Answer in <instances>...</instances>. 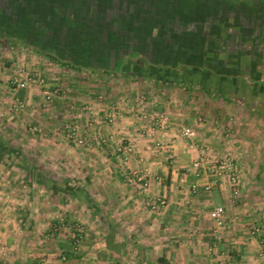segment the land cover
Here are the masks:
<instances>
[{"label": "crops", "instance_id": "1", "mask_svg": "<svg viewBox=\"0 0 264 264\" xmlns=\"http://www.w3.org/2000/svg\"><path fill=\"white\" fill-rule=\"evenodd\" d=\"M44 1L47 3L48 0ZM56 1L47 3L49 5L47 8L49 7L51 11L46 14L42 11L41 0H0V17H7L9 20L15 17L16 20L17 18L25 20L28 17L29 24L32 23L31 26H33L31 28L38 34L34 36L49 35V29L57 31L56 37H52L55 38L52 49L58 48V42L63 41L68 32L70 36L76 37L74 39L76 43L72 41L71 43L78 44L77 50L80 53L77 52V55H85L88 47L85 35L91 34L96 26L94 20L98 7H95V0H68L55 5ZM188 1L177 0L181 3L176 7L177 2L166 0L164 11L165 24H167L164 33L169 34L166 45L176 47L177 53L180 51L182 54L181 58L172 60L171 55L165 51L166 53L164 52L162 56L165 59H158L155 54L154 56L151 54L150 45L147 47L148 51H144L140 42L134 41L129 42L131 45L122 43L115 49V53H108L98 59L104 62L105 66H118V70L106 69L110 74L118 76L127 73L140 79L144 76V78L152 79L157 85L177 83L182 85V89L186 88L183 92H168L161 97L157 94L156 97H152V101L155 102L150 111H163L170 116L171 126L167 131L160 133V131L149 129L148 121L141 119L136 113L129 116L131 123H125V125L123 121L111 124L110 127L101 122L96 124L98 118L94 122L86 112L74 108L77 102L75 98L83 100L87 97L88 100L84 98L83 102L88 104L91 102L88 84L83 81L84 85L80 88L83 91L78 92L82 94L81 96H73L68 92L69 89L61 88L60 95L54 101L57 105L55 114L57 112L58 115L70 117L69 119H73V123L76 122L80 129L86 127V135L93 140V143L86 148L90 153H93L95 146L100 142L97 137L102 132L110 133L111 138L120 136L118 140L110 141V143L130 142L133 147L132 153L126 157L121 153L116 154L115 160L120 166L118 171L121 177L108 169L107 163L111 160L102 155V152L85 154L81 158H69L66 161L72 163V167L83 163L84 168L75 171L73 175L74 178L76 175L80 178L83 173L82 177L86 181L91 180L93 175L88 165L93 166V163H97L103 166L99 170L101 178L105 179L101 184L104 185L100 188L101 195L104 196V191H107L108 197L110 195L116 197L106 198L103 203L110 216L105 214V217H97L92 209L82 207V204L78 206L77 198L74 201L69 199L71 201L65 205L62 203L61 206H68V212L72 213L74 219L77 218L75 213L81 207L87 211L86 221L83 224L84 232L79 235L80 252L72 254L70 234L74 228L68 227H72L73 224L62 223L60 219H56L54 211L59 210L51 205L53 202L50 200L40 202L39 195H43V198L47 197V194H42L47 193L45 188H32V190L24 188L32 179L29 174L28 181L25 183L27 176L24 174L20 180V187L23 188L22 191L31 192L30 196L26 195L28 199L25 203L19 199V203L24 206L20 209L19 203L17 206L14 204L12 210L9 204L4 205L3 202L0 207V264H30L34 260L47 261V264H264V254L256 253L257 246L264 238V225L258 240L246 239L249 236L247 228L250 226L248 222L251 218H248L245 212L254 203L251 201L241 204L230 203L229 193L220 187H214L209 194L205 193L201 191V184L206 178L201 175L195 176L192 171L185 169L191 158L198 154L197 148L202 143L212 146V149L215 148L218 153L224 151L221 145L228 146L230 150H227L236 158L237 163L241 154H245L249 156V162L257 164L255 175L250 167L243 172V182L240 187L241 195L242 190H245V194L257 195L255 190L257 188L252 186L250 179H264V154L256 155L259 150L260 153H264V0H200L192 7H189ZM139 2L140 0H120L116 3L112 0L108 7V5H102L100 1L99 6L102 7L104 18L107 20L104 24L106 28L109 27V30L99 29L98 26L96 28L105 33L107 41L111 43L114 41L111 38L113 34L115 36L128 34L137 39L133 28L130 29L121 21L129 19L130 15L140 16L139 11L136 15L135 10L129 12L133 7L130 8L129 4ZM33 4L37 5L36 15L24 14L23 11L27 5L28 8H32ZM1 5L4 7L1 8ZM44 15L51 21L45 22ZM135 18L139 20V17ZM176 28L179 30L175 31ZM4 34H8L6 37L14 43L18 41L7 31ZM175 34H178L176 39ZM178 36L181 38V43L176 41ZM149 39L148 42H150ZM18 42L28 50H35L40 56L41 61H38L37 68L49 83L64 82V78L55 67L72 66L68 64L69 62L67 63V59L59 61L58 55L53 59L49 57L53 55L39 53L37 50L41 49L39 47L41 43L33 45L31 41L28 44L24 41ZM45 45L49 46L47 43ZM2 50L4 53H0V104L4 102L7 105L6 109H10L15 95L9 82L11 76L9 65L15 62L25 67L29 62L32 63V59L27 58L26 54L14 55L13 53L18 49L4 47L0 49V52ZM20 51H24L23 48ZM144 56L146 58L142 60ZM77 57L75 56L76 59ZM135 67L144 68L142 73L146 74L137 73ZM149 83H152L151 80ZM113 94L117 95L116 92ZM111 95L109 93L111 98L118 97ZM17 96L22 106H15L17 110L14 114L10 113L6 116L8 112L4 113L11 123L15 122L13 125L17 126L16 130L21 132L30 130L29 124L32 121L42 123L46 117L42 92L35 87L25 88L17 93ZM62 104L68 106V109H64ZM98 109L103 108L97 107ZM106 110L108 107L104 108L100 115H103ZM81 112L89 117L85 118L87 120L84 126L81 121ZM50 113L52 114V110ZM200 115L202 122L198 121ZM225 123L227 126H223ZM230 124L232 126H228ZM182 126L193 128L194 136L191 140L179 135L178 129ZM43 127V129H52L48 125ZM229 127L232 134L230 130H224ZM219 128L226 131L225 137L230 135L227 138L229 143L226 139L222 140ZM121 130L124 134L119 135ZM40 137H42L41 133L37 140L31 138L25 143H19L39 149L47 140ZM55 141L50 143H57ZM157 141L164 142L167 147L170 146L168 148L172 150L175 159L173 163L167 159L165 150L161 152L151 150ZM99 147L102 149L101 146ZM133 164L137 167L146 166L148 184L146 187L136 183V186L129 184L132 188L125 190L122 187L125 183L123 184L120 179L124 178L126 167ZM259 168L261 170L258 171ZM193 183L200 184V191L197 193L190 191ZM105 185L108 186L105 187ZM29 197L32 199L30 200ZM161 197L165 198V203L155 204L154 201ZM260 203L257 205H261ZM215 204L225 206L227 216L232 219L228 224L232 227L230 231H223L219 225L213 224L214 221L210 218L209 212ZM47 208H50L53 213L52 220L41 217ZM92 215H95L99 222H96L95 218L94 222L90 218ZM110 223H114L118 231H112ZM56 224L58 229L53 231ZM39 226L45 227L42 234L31 232V229ZM87 229H92L94 235L86 237ZM239 230L243 231L244 235L241 234L243 232L239 233ZM108 236H111L113 243L120 245L116 247V250H112L106 244L105 238ZM51 238L55 246L47 244ZM60 254L65 256V259H62Z\"/></svg>", "mask_w": 264, "mask_h": 264}, {"label": "rangeland", "instance_id": "2", "mask_svg": "<svg viewBox=\"0 0 264 264\" xmlns=\"http://www.w3.org/2000/svg\"><path fill=\"white\" fill-rule=\"evenodd\" d=\"M56 0L52 1L53 3ZM59 1V2H58ZM56 1L57 3H55V5H58L61 2H67L68 0H58ZM116 3L119 0H115ZM153 0H140L139 3H135L137 6L133 7L131 10H135V15L136 13L139 11V13H143L144 12L142 10L145 3H149ZM155 1V0H154ZM181 1V0H179ZM173 2H177V0H173ZM200 2V0H189L188 4L189 7H192L194 3H198ZM181 2H177L175 3L176 7L179 6ZM4 5H1V8H3ZM128 16V15H126ZM135 17H139V15H136ZM140 20H142L141 17H139ZM174 21V20H173ZM104 20L101 19H97V17L95 18V24L96 26L100 27L99 29H103L104 30H109V27L106 28V24H104ZM185 26H187V24L185 23ZM113 29H115V25L112 26ZM165 29V28H164ZM167 29V27H166ZM165 29V31H166ZM179 29L176 28L175 31H178ZM100 31V30H98ZM153 34L157 32V30H152ZM170 31V30H169ZM174 33H178L175 32ZM101 38H100V42L102 43H97L96 45H94V47L98 50H96V54L101 52L104 53V56L108 53H115V49L117 47H119L120 44H125V45H129L130 43H133L134 41H138L136 38H132V36L125 34L123 36H118V43H114L115 41H112V43L110 41H107V36L105 35L104 32H100ZM169 34L163 33L160 36V40L159 43L161 42V45H166L167 41L166 39H168ZM175 34L174 37L175 39L177 38ZM178 38H180V36H178ZM148 40V38H147ZM130 42V43H129ZM135 44V43H134ZM131 45V44H130ZM160 45V46H161ZM4 47H7L9 49H18L16 50L13 54L17 56L23 54H26V57L29 58L30 60L32 59V63L29 62V64H26L27 66H35L37 68L38 66V61L40 60V56L35 52V50H28L25 48V46H23L20 42H13V40H11L9 37H6L5 35H2L0 37V49H4ZM149 47V46H148ZM21 48H23L24 51H20ZM149 50L151 51V47L149 48ZM24 52V53H23ZM0 53H4V50H2V52ZM152 55H154L153 53H151ZM131 61V60H130ZM101 63V62H100ZM99 62H97L95 65H90L89 67L86 66H82V69H71L69 66H64V67H55L57 68V70L60 72V75L64 78V82L63 83H58L56 85H58L60 88L63 89H69L68 92L70 94H73V96H81L80 94H78L79 91H83L81 90V85H84L83 82H86L85 84H88L87 89L89 88V94H90V98L89 100L91 101L90 104L88 103H84L83 100L85 98V100H88L87 97H84L83 100L77 99L76 104L74 105V108H76L77 110H82V106H84V104H88L92 107V111H93V115L96 116V118H98V122L96 124L101 123H105V125L108 127H110L111 124H116L117 122L123 121L125 125V123H131L129 122V116L133 115L134 113L138 114L140 113V111H150L151 107L153 106L154 102L152 101V97H156L157 95L164 96L165 94H167L168 92H183L185 91V87L182 89V85H178L176 84H162V85H157V83L153 82L152 79H147L144 78V76H141L142 79H140V77H134V76H130L127 73H122L119 74L118 76L116 74H110V72L107 73V71H103L104 69H109V70H118V66L117 67H113L110 65H103L100 64ZM33 64V65H30ZM23 67V65H18V63L12 62L9 67L11 68V72L10 75L12 76V74L15 71V67ZM91 66L94 69H91ZM40 70V69H38ZM124 72V71H122ZM112 73V72H111ZM10 76V78H11ZM45 77V76H44ZM143 79H145V81H143ZM10 80V79H9ZM151 80L152 83H149V81ZM48 81V80H47ZM10 82V81H9ZM11 85V84H10ZM62 91V90H61ZM66 92V91H65ZM67 92V93H68ZM114 92L117 93V95L113 94ZM109 93L111 96H118L116 98H111L109 96ZM157 94V95H156ZM57 97H55L50 103H47L45 100L44 102V106L43 108L45 109L44 114L46 117H44V120L42 123H39L37 121H29L31 122L29 125L31 126V129L25 130V131H17L16 128L17 126L13 125L15 124V122H10L9 118L6 117L8 115L14 114L15 111L17 110V108L15 106H13L12 104L14 103V101H12V104L10 106V109H6L7 105L3 102L2 104H0V134L7 138L8 140H11V144L12 146L16 147L22 156H24V160L26 162V164L28 165L29 168L35 169V170H39L45 177L51 179V180H55V181H59L62 182L66 179H70L71 181L77 183L78 185L82 186V188L84 189V191L87 193V195L89 196V198L92 200L90 203H88L86 200H83L81 198H77V202L76 204L78 206H80V204H82V207H87L88 209H95L97 215V217H99L100 215H102L103 217H105V214L110 216V213H107L106 211V206L103 205L104 200H106V198H116L115 195H109V193H107V191H104L105 194L104 196L101 195L103 186L101 185L102 182L105 181V179L101 178V174L99 173V170H101L103 168L102 165L97 164V163H93L92 165H88L89 166V170L92 171L91 174L92 178L91 180L88 179V181L83 179V173L80 175V178L77 177L74 178L75 176L73 175L75 173V171H80L81 169L84 168V164L83 163H79L76 164L75 167H72V163H68L66 162L67 160H69V158H78L85 154H90L92 155L93 153L96 154L97 152H102V155H105L109 158V163H107V167L108 169H110V171H112L113 173H116L118 176H120V172L118 171V167H120L117 163L116 159V154L117 151L115 150V145L118 142H122V141H118V142H112L110 143V141H114V140H118V138H120V134H124V131L121 130L118 134L119 137L117 136H113L112 134V138L110 133H102L99 135L98 134V141H100L94 148V151H92L93 153H90L89 150H87L86 148L89 147V145L91 143H93V140L91 139L90 136L86 135L85 132V122L86 120L89 118L87 116V114L82 113L80 116L82 117L81 121L84 128L82 127V129L78 128L77 123L74 122L73 123V119H69L68 116H64V115H58V113L56 112V114L54 113V110H57L55 108H57V105H55V99ZM158 100V99H156ZM152 101V103H151ZM54 102V103H53ZM157 102V101H156ZM158 103V102H157ZM104 104V105H103ZM144 106H143V105ZM6 106V107H4ZM53 106L54 109H53ZM64 109H68V106H65L64 104L61 105ZM98 108H107L108 110H106L104 112L103 115H100V112L103 113V109H98ZM96 109V111H95ZM14 110V111H13ZM50 110H52V114L50 113ZM63 110V109H61ZM138 111V112H137ZM8 112V113H6ZM4 113H6V116L4 115ZM110 113L108 116L107 114ZM55 115V116H54ZM107 115V117H106ZM100 116V118H99ZM127 117V118H126ZM200 117H202L200 115ZM78 119H80V117H77ZM85 118H87L85 120ZM122 118V120H120ZM124 118V119H123ZM89 122V120H88ZM34 124V126H33ZM48 125V127L52 128L50 130L48 129H43L44 125ZM66 124H72L75 125L77 127L78 132L81 133L82 136H86L88 137L90 140V144L88 146H81L78 143H76L73 138H70L68 136V127L66 126ZM38 125V126H37ZM223 126H227L226 123ZM228 126H232L231 124ZM20 127V126H19ZM54 127V128H53ZM21 128V127H20ZM56 128V129H55ZM220 129V128H219ZM220 133L222 136V140L226 139L228 136L230 137V135H228L227 137H225L224 135L226 134V131L224 130H230L231 132V128H224L220 129ZM108 132V131H107ZM114 132V131H113ZM41 133L40 139H47L45 145H43L42 147H40L39 149L37 147H29V146H24L21 145V143H25L27 140L31 139L32 140H37V138H39V134ZM229 133V134H230ZM220 136V135H219ZM220 136V137H221ZM225 137V138H224ZM22 139L24 141H22ZM56 140V141H55ZM50 141H55L57 143H50ZM222 141V142H224ZM21 142V143H19ZM34 142V141H32ZM229 143V141H227ZM59 144V145H58ZM93 145V144H92ZM102 147V149L99 146ZM205 145H207L206 143H202L201 146L202 148L205 147ZM221 149L224 150H230V148L228 146L225 145H221ZM205 149V148H204ZM220 149V148H219ZM258 150V149H256ZM165 155L167 153V151L165 150ZM207 152H212L214 154H216V150L214 148V150L212 149V146H209V149ZM261 154L264 153H260V150L258 152H256V155L259 156ZM167 157V156H166ZM239 162L237 164V167L239 169V172L241 174V181L243 182L242 179V175L243 172L248 169L247 167L251 168V171H253L254 175L256 174L257 171H255L256 169V163L253 162H249V156L245 155V154H241L240 159H238ZM117 163V164H116ZM248 163V165H247ZM74 165V164H73ZM106 166V165H105ZM131 168H136L133 165H129ZM252 166V167H251ZM264 166V164H263ZM101 168V169H100ZM263 168V167H261ZM261 168L257 169L258 171L261 170ZM107 169V170H108ZM109 171V170H108ZM96 173V175H95ZM24 174H26L27 179L26 181H24L25 183H27L28 178H29V174L28 172H26V169H24L21 165H14L13 163H11L9 161V158L7 157V155H4L0 161V207L1 204L4 202V205L9 204L12 207V210L14 209V204L17 206L18 203L21 201H23V203H25L26 199H28L26 197L31 195L30 193H27V191H22L23 188H21V184H20V180L21 177L24 176ZM70 175V176H69ZM121 177V176H120ZM25 178V177H24ZM121 182L124 184L122 185L123 188H125V190H129L130 188H132L131 185H135L134 183H132L131 185H129L130 183H128L125 178L120 179ZM252 180V186H254L255 190H257V195H252V194H245V190H242V195L239 198V200H236L233 203H237V204H241V203H247L249 201H251L253 204V206L251 205L249 210H247L245 212L246 216L250 219L249 223V228L248 229V237H246L247 240H249L248 238H251L253 240H258L260 235L256 234V233H252V227L255 225H261V227L264 225V197L262 198L263 194H264V179H250ZM109 182V181H108ZM108 185H105V187H107ZM117 186V185H115ZM136 186V185H135ZM45 188V190H47V193H42V194H47L46 198H43V195H39L40 197V202L42 203V200H50L51 205H54V207L58 208L59 211H54V214L56 213V219L60 221H62V223H70V225H72V227H68L69 229L74 228V231L71 232V239L72 241L70 242V247H72V254H78L79 251V239L80 236L82 235V233L84 232V221H86V216H87V211H85L82 207L81 209L77 210V213H75V215L77 216V218L75 217V219L77 221H75L74 217L68 212L67 207L68 206H61L62 203H64V205L71 201L69 199H72V201H74L75 198H71L70 196L66 195V194H62V193H58L56 195H52L50 197V190L47 189L43 184L39 183V182H32V180L30 179L28 181V184L24 186V188H27V190H32V188ZM263 190V191H261ZM212 192V191H211ZM24 194V195H23ZM209 194V193H208ZM262 194V196H261ZM39 197L37 199H39ZM30 200L32 199L31 197H29ZM262 198V199H261ZM20 199V200H19ZM10 202V203H9ZM230 202V199H229ZM260 203L261 205H257V203ZM34 203V201H33ZM231 203V202H230ZM251 203V204H252ZM20 204V203H19ZM217 205V204H215ZM24 205H18V208L22 207ZM10 207V208H11ZM261 207V208H260ZM17 208V207H16ZM21 209V208H20ZM19 209V210H20ZM24 209V208H23ZM22 209V210H23ZM21 211V210H20ZM50 208H47L46 211L43 212V216H41L42 218L45 217V219L48 220H52V215L53 213L51 212ZM50 214V215H49ZM69 214V215H68ZM242 214V213H241ZM40 217V218H41ZM79 217V219H78ZM90 217V216H89ZM97 217L95 215H92V218L94 220L97 219ZM102 218V217H101ZM230 217L225 216V220L223 222V224H218L216 222H213V224H217L219 225V228L221 230H225V231H230V229L232 228L230 225L228 226V224L231 222L232 219H229ZM88 219V218H87ZM95 222V220H94ZM96 222H99V220L97 219ZM49 223H47L48 225ZM96 227H99L98 225H96ZM45 227L44 226H39L35 229H31V232H36L38 234H42L43 233V229ZM30 229V228H28ZM55 229H58V225L56 224L53 227V231H56ZM218 230V229H217ZM47 231V228H46ZM51 231V230H50ZM49 231V232H50ZM87 236L86 237H90L91 234L94 235V233L92 232V229H87L86 230ZM243 231L239 230V233H241ZM47 233V232H45ZM222 234V233H221ZM244 235V232L241 233ZM246 236V235H245ZM49 237V235H48ZM51 237V236H50ZM76 239H78L76 241ZM263 240L262 242L259 243V245L257 246V254H260L261 250H263L261 252V254H264V247L262 246L263 244ZM47 244H53L54 245V240L51 238V241L48 242ZM66 246H68V244H66ZM76 247L75 249L73 247ZM41 261V260H40ZM38 260H34L33 262H31L30 264H33L35 262H40Z\"/></svg>", "mask_w": 264, "mask_h": 264}, {"label": "built area", "instance_id": "3", "mask_svg": "<svg viewBox=\"0 0 264 264\" xmlns=\"http://www.w3.org/2000/svg\"><path fill=\"white\" fill-rule=\"evenodd\" d=\"M11 89L14 93V103L13 106L20 107L22 102L17 96L22 89L25 88H37L40 90L44 96V100L50 103L55 97H58L61 93V88L56 84L49 83L43 74L35 66H25V67H15V71L10 78ZM82 111L86 112L89 117H92V121L96 122L97 118L93 115L92 107L88 104L82 106ZM108 113L107 115H109ZM106 115V117H107ZM139 117L141 119H146L149 123V129H154L156 131L165 132L170 128V116L163 111H140ZM198 121L202 122V117L198 116ZM90 122V120H89ZM68 127V136L73 138V140L81 146H88L90 140L86 136H82L78 132L77 127L72 124H66ZM179 135L185 139L191 140L194 136L193 128L190 126H182L178 129ZM164 142L157 141L152 151L161 152L166 150V156L170 163L175 161L174 154L172 150L165 146ZM205 148V149H204ZM198 154L191 158L188 166H186V171H192L195 176H204L206 180L201 184V191L205 193H210L214 187H220L225 189L229 193L230 202L233 203L239 200L241 196L240 187L242 185L241 174L237 167L236 158L228 151L224 150L220 153L207 152L209 149L208 145L202 148L198 147ZM115 150L117 153L123 154L124 157L128 156L133 151V147L130 142L123 144L118 142L115 145ZM141 160V159H140ZM131 168L126 167L124 172L125 180L132 184L136 183L146 187L148 184V171L146 166ZM190 191L192 193H197L200 191V184L193 183L190 186ZM156 202V203H155ZM155 204L163 205L165 203V198L161 197L154 201ZM210 218L218 223L223 224L226 216V208L224 205H214L210 212ZM263 228L261 225H255L252 227L251 232L261 235ZM219 236V235H218ZM78 239H76L77 241ZM262 246L264 247V240ZM76 248L75 246L73 247ZM263 250H261L262 252ZM260 252V254H261ZM264 253V252H263ZM61 258L65 259L62 254ZM33 264H47V261L41 260L40 262H35Z\"/></svg>", "mask_w": 264, "mask_h": 264}, {"label": "trees", "instance_id": "4", "mask_svg": "<svg viewBox=\"0 0 264 264\" xmlns=\"http://www.w3.org/2000/svg\"><path fill=\"white\" fill-rule=\"evenodd\" d=\"M52 1H54V0H48L47 3L49 4ZM100 1L102 2V5H106V6L108 5V7H110V2L112 0H97V1L95 0L94 1L98 7L97 8L98 10L96 13L97 19H101V20H104L106 22L107 20L104 18V13H103L102 7L99 6V5H101ZM128 1H131V0H128ZM119 2H120V0H119ZM41 3L43 5L42 11L45 12L46 14H47V12L49 13L51 11V9L49 7L47 8V6H49V5L44 0H41ZM165 5H166L165 1H162L161 4H159V5L156 4L155 2L153 3L152 1L149 3H145V6L143 8L145 10H142L144 12V14L141 13L139 16L142 18V20H140V19L138 20L135 17H133V15H130L129 19L124 20V21L122 20L121 23L128 26L130 29L133 28L132 30L136 33L137 40L140 42V44H141L140 46H141L142 50L148 51L147 47L150 45L151 46L150 52L155 54L156 58L164 60L165 58L162 56L164 55V52L166 51V52H168L169 55H171V58L173 60L175 58H181L182 54L180 53V51H178V53H177V49L172 48L170 45H161V42L159 43V40H160L159 38L164 33V28L167 27L166 26L167 24H165V18H166L165 13H164ZM36 8H37L36 4L32 5V9L28 8V5H27V8L26 9L24 8L25 10L23 11V13L24 14L32 13V14L36 15V13H37ZM44 16H45V22H47V20L49 22L50 19L47 18L46 15H44ZM29 20L30 19L28 17L25 20H22V18L21 19L17 18V20H16V17L11 19V20L7 19V17H5V18L0 17V36H2V35L7 36L8 34H4L5 31H7L9 33V35H11L16 41L17 40L18 41H24L25 43L28 44L32 40V38L35 34V31H36L35 29L33 30V28H31L33 26H31L32 23L29 24ZM110 22H112V20H110ZM93 30L94 31L91 34L85 35L86 42L88 43V47L86 48L87 50H86L85 55L79 54V56H81L80 63H77V62L74 63L73 61H71V62L68 61L69 63L67 62L68 64L72 65V66H70L71 68L82 69L83 68L82 66L89 67L90 65H92V66L95 65L97 62H99V63L101 62L100 64L103 63L101 60L98 61V59L102 58L104 56V53L99 52L96 54V50H98V48L96 49L94 47V45H96L97 43L100 42L101 35H99V34L101 31H98L96 26H94ZM152 30H157V32L155 34H153ZM49 31H50V33H49V35H47V37L50 41V40H52L53 36L56 37L57 31L52 30V29H49ZM66 35H67V37H70L68 32L66 33ZM73 37H75V36L73 35L72 38ZM111 38H112V40L119 42L118 36H115L113 34L111 36ZM147 38H150L149 39L150 42L147 41ZM100 43H102V42H100ZM160 45H161V47H160ZM90 46H91V48H90ZM34 47H37V46H34ZM37 51L39 53H42L45 50L43 48H41L40 50H37ZM73 51H74V49H73ZM90 55H92L93 57H91ZM49 57L54 59V57H57V56H53V57L49 56ZM91 58H93L94 60ZM145 58L146 57L144 56L141 59L144 60ZM92 66H91V69H94ZM143 69L144 68H142V67L141 68L135 67V71L139 74H144V73H142ZM103 71H107V70L104 69ZM144 72H146V71H144ZM4 155H7V157L9 158V161L11 163H13L14 165H19V166L21 165L24 169H26V172H28V174H30V176L32 177V179H31L32 182H39V183L43 184L47 189H49L51 191L52 195L62 193V194H66V195L70 196L71 198H81L83 200H86L88 203H90L92 201L89 198V196L87 195V193L84 191L82 186L71 181L70 179H66L62 182L51 180V179L45 177L39 170L29 168L28 165L26 164L25 160H24V156L21 155L20 151L16 147L12 146L10 140H8L7 138L3 137L0 134V161ZM93 212L94 213L96 212L95 209H93ZM96 213H98V212H96ZM101 217H103V216L100 215L99 218H101ZM110 229L112 231H118V228L114 223H110ZM105 242L108 245V247L111 248L112 250H116V247L118 248L119 244L113 243L111 236L106 237Z\"/></svg>", "mask_w": 264, "mask_h": 264}, {"label": "flooded vegetation", "instance_id": "5", "mask_svg": "<svg viewBox=\"0 0 264 264\" xmlns=\"http://www.w3.org/2000/svg\"><path fill=\"white\" fill-rule=\"evenodd\" d=\"M162 1H165L166 2V0H153L152 2L154 3H156V4H161V2ZM135 4V3H134ZM133 3H131V4H129V6H130V8L133 6V7H135V5H134ZM95 7H97V5L95 6ZM132 7V8H133ZM30 9H32V8H30ZM129 12H132V10L131 11H129ZM171 21V20H170ZM171 23V22H170ZM36 35H38L37 33H35ZM34 34V35H35ZM70 36V35H69ZM72 36H70V37H66L63 41H59L58 42V48H54V49H52L51 47H53V44L55 45V39L54 38H52V40H50L49 41V39H48V37H47V35L46 34H39V36H33V38H32V40H31V42H33L32 44L33 45H36L37 43H41L42 45L41 46H39L40 48H43L45 51L43 52L44 54H49V55H53V56H59L58 58V60L59 61H65V59H67L66 61L68 62V61H73V62H77L78 61V63H80V61L78 60V59H81V56H79V55H77V52L78 53H80V51L79 50H77L78 49V44H72L71 43V41L73 42V43H76V41L74 42V39L76 38V37H73L72 39ZM178 43H181V38H178L177 40H176ZM64 42V43H63ZM47 43L49 46H50V48H49V46L47 47V45H45V44ZM78 43V42H77ZM46 46V47H45ZM174 47H175V45H174ZM179 48V47H178ZM52 49V50H51ZM73 49H74V51H73ZM175 49H177L176 47H175ZM72 50V51H71ZM51 52V53H49V52ZM53 53V54H52ZM75 56H78L77 58L78 59H76L75 58ZM72 57H74V59H75V61H74V59L72 58ZM71 59H73V60H71ZM91 59H93V58H91ZM90 59V60H91ZM94 60V59H93Z\"/></svg>", "mask_w": 264, "mask_h": 264}]
</instances>
